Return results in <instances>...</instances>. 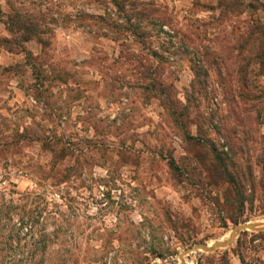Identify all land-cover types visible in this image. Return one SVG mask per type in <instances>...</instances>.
<instances>
[{
    "label": "rangeland",
    "instance_id": "374dc122",
    "mask_svg": "<svg viewBox=\"0 0 264 264\" xmlns=\"http://www.w3.org/2000/svg\"><path fill=\"white\" fill-rule=\"evenodd\" d=\"M0 216V264H179L264 223V0H0ZM185 258L264 264V231Z\"/></svg>",
    "mask_w": 264,
    "mask_h": 264
},
{
    "label": "water",
    "instance_id": "95a60500",
    "mask_svg": "<svg viewBox=\"0 0 264 264\" xmlns=\"http://www.w3.org/2000/svg\"><path fill=\"white\" fill-rule=\"evenodd\" d=\"M245 231L261 232V231H264V227L258 228L255 225L251 224L250 222H244L242 224H239V225L234 227V233L229 238H227L226 240H217L211 246H209L208 244H205V243H197L194 246L187 248L186 250H184L179 255V259H180L179 264H186L185 257L189 256L191 253H193L195 251H203L206 253H213V252L217 251L218 249L227 248L233 244L235 239L242 232H245ZM170 264H174V263L171 262Z\"/></svg>",
    "mask_w": 264,
    "mask_h": 264
},
{
    "label": "trees",
    "instance_id": "16d2710c",
    "mask_svg": "<svg viewBox=\"0 0 264 264\" xmlns=\"http://www.w3.org/2000/svg\"><path fill=\"white\" fill-rule=\"evenodd\" d=\"M8 41V40H7ZM193 71H194V73H195V79L197 80L199 77H200V69H198L197 67H193ZM155 85H156V83H155ZM157 87L158 88H164V86H163V84L161 83V82H159V84L157 85ZM216 160H220V161H222V163L223 162H225V164L227 163V161H225L223 158L221 159V158H219L218 156H217V158H216ZM224 173L226 174V177H229L228 179H229V181L231 182V183H233V184H235V186H237V179H235L234 178V176H232L231 174H229V172H228V169L227 168H224L223 169V175H224ZM2 217L0 216V221H2V219H1ZM244 233V232H243ZM1 238H3V237H1ZM8 239H12V240H14L15 239V241H19V239H21V237L19 238L18 237V235L17 234H15L14 236H13V238L11 237V236H9V237H7ZM55 239H56V235H54V233L53 234H44L43 236H42V239L40 240V248H41V253H42V255H43V259H44V261H47V260H49L50 258H51V250H49V248H50V245L51 244H53L54 242H55ZM1 242V241H0ZM43 244V245H42ZM239 257H240V259L242 260V262L244 261V258L242 257V255L241 254H239Z\"/></svg>",
    "mask_w": 264,
    "mask_h": 264
},
{
    "label": "bare ground",
    "instance_id": "6f19581e",
    "mask_svg": "<svg viewBox=\"0 0 264 264\" xmlns=\"http://www.w3.org/2000/svg\"><path fill=\"white\" fill-rule=\"evenodd\" d=\"M250 223L253 224V225H255V226L258 227V228L264 226V223H260V222H250ZM233 233H234V230H232V232H228L227 235H226L224 238H222V239L226 240V239L229 238ZM213 243H215V241L209 243L208 245L211 246ZM185 262H186V264H188L187 262H189V261L186 260V258H185Z\"/></svg>",
    "mask_w": 264,
    "mask_h": 264
},
{
    "label": "crops",
    "instance_id": "0c3cea01",
    "mask_svg": "<svg viewBox=\"0 0 264 264\" xmlns=\"http://www.w3.org/2000/svg\"><path fill=\"white\" fill-rule=\"evenodd\" d=\"M9 51V50H8ZM10 52V51H9Z\"/></svg>",
    "mask_w": 264,
    "mask_h": 264
}]
</instances>
